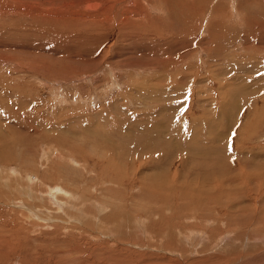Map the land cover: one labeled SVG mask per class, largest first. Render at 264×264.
<instances>
[{
    "label": "rangeland",
    "instance_id": "obj_1",
    "mask_svg": "<svg viewBox=\"0 0 264 264\" xmlns=\"http://www.w3.org/2000/svg\"><path fill=\"white\" fill-rule=\"evenodd\" d=\"M86 1L0 0V264H264V0Z\"/></svg>",
    "mask_w": 264,
    "mask_h": 264
},
{
    "label": "bare ground",
    "instance_id": "obj_2",
    "mask_svg": "<svg viewBox=\"0 0 264 264\" xmlns=\"http://www.w3.org/2000/svg\"><path fill=\"white\" fill-rule=\"evenodd\" d=\"M84 1H86V0H84ZM92 0H90V3H89V7L90 8H92V9H94L95 10V8H98V5H97V3H99L101 0H99V2H97L96 0H95V2L94 1H92ZM105 1V0H104ZM107 1V0H106ZM110 1V0H109ZM87 2V1H86ZM97 2V3H96ZM108 2V1H107ZM82 3H84V2H82ZM85 4V3H84ZM87 4V3H86ZM85 4V5H86ZM102 4V3H101ZM104 4V3H103ZM73 5V4H72ZM139 5V4H138ZM175 5V4H174ZM84 6V5H83ZM104 6V5H103ZM43 7H45V6H43ZM51 7V6H50ZM69 7H70V5H69ZM74 7V6H73ZM80 7H82L81 5H80ZM79 7V9H81ZM88 7V6H87ZM99 7H100V5H99ZM139 7V6H138ZM143 9V8H142ZM147 9V8H146ZM159 9V8H158ZM109 10V9H108ZM132 12V11H131ZM80 13V12H79ZM103 13V12H102ZM47 14V13H46ZM89 14V13H88ZM46 16V15H45ZM49 17V16H48ZM55 17V16H54ZM86 18V17H85ZM84 18V19H85ZM55 19L56 20H58V17H55ZM78 20V19H77ZM70 159V158H69ZM8 177V176H7ZM6 178V177H5ZM30 183V182H29ZM29 185V184H28ZM31 186V185H30ZM14 190H16V189H14ZM26 192H25V194L22 192V189H21V191H20V189L18 190V192L20 191L21 193H22V196H24L23 198H22V200H20V201H16L17 202V204H19V206H21V207H23V209H27L28 211H29V213L33 216V217H40L41 219H44V220H46L47 221V216H45V212H48V213H51V212H53V211H57V210H59V211H62L63 213H66V215L67 214H69L70 213V211L74 208L73 206H71V203H70V205H69V201L66 203L65 201H63L64 199H62V196H61V194L63 193L62 192V189H56V191H52V188L50 189L49 188V191H42L43 193H35L34 191V189L32 188V189H30V190H28V189H24ZM54 190V189H53ZM2 194V196L4 197L5 195H6V193L5 192H2L1 193ZM7 194H9L10 195V193L9 192H7ZM8 195V196H9ZM64 197H69L68 199H76L73 195H70V194H66V195H64ZM8 198V197H7ZM8 200V199H7ZM70 200V201H71ZM78 200H80L79 198H78ZM14 201V200H13ZM22 201V202H21ZM83 201V200H82ZM75 202V201H74ZM92 203V202H91ZM78 204V203H77ZM16 205V204H15ZM94 206H95V208H97V209H95L96 211H93L92 212V214L93 215H101V213L100 212H102L103 210V206H101L100 204H98L97 202H95L94 204H93ZM74 206H75V203H74ZM77 206V205H76ZM78 207V206H77ZM76 207V208H77ZM81 208V207H80ZM82 209V208H81ZM81 209H79V210H81ZM84 209V208H83ZM74 210V209H73ZM72 210V211H73ZM76 211V210H75ZM90 211V210H89ZM89 211L87 210L86 211V209L85 210H83V214H85V217H88L90 214H89ZM112 211H114V210H112ZM82 212V211H81ZM95 212V213H94ZM117 212V211H116ZM116 212H114V213H116ZM91 213V212H90ZM106 213V212H105ZM114 213L113 214H105L106 216H104L103 215V217H101V218H103L104 220H107V221H109L108 219H114V216L116 215V216H118L117 214H115L114 215ZM71 214V213H70ZM89 214V215H88ZM73 215V214H72ZM75 216V215H74ZM52 217V216H51ZM53 217H55V216H53ZM52 217V218H53ZM68 217H69V215H68ZM68 217H66V218H68ZM84 217V216H83ZM56 218V217H55ZM63 218V217H62ZM95 218H96V216H95ZM99 218V217H98ZM97 218V219H98ZM106 218H108V219H106ZM119 218V217H118ZM137 218V217H136ZM77 219V218H76ZM84 219V218H83ZM110 219V220H111ZM103 220V221H104ZM145 220V219H144ZM124 221V220H123ZM88 222V221H87ZM100 223V222H102V220L101 221H98L97 220V223ZM96 223V222H95ZM96 223V224H97ZM104 223H105V221H104ZM126 223V222H125ZM100 225V224H99ZM96 226H98V224L96 225ZM84 227H86V226H84ZM99 229H101L100 227H99ZM100 232V231H99ZM102 233V232H101ZM84 234V233H83ZM114 234V233H113ZM110 238V237H109ZM190 238V237H189ZM172 242H173V240H172ZM175 242V241H174ZM238 244V243H237ZM145 255V254H144ZM16 261V260H15Z\"/></svg>",
    "mask_w": 264,
    "mask_h": 264
}]
</instances>
